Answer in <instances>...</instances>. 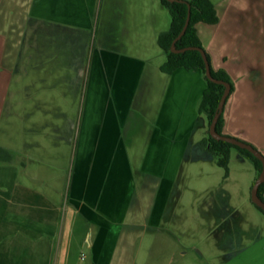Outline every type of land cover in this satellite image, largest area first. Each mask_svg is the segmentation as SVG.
<instances>
[{"label":"crops","instance_id":"0c3cea01","mask_svg":"<svg viewBox=\"0 0 264 264\" xmlns=\"http://www.w3.org/2000/svg\"><path fill=\"white\" fill-rule=\"evenodd\" d=\"M211 1L223 135L264 156V0ZM170 27L161 0H0V264H264L258 172L233 149L210 170L207 80L162 70Z\"/></svg>","mask_w":264,"mask_h":264},{"label":"trees","instance_id":"16d2710c","mask_svg":"<svg viewBox=\"0 0 264 264\" xmlns=\"http://www.w3.org/2000/svg\"><path fill=\"white\" fill-rule=\"evenodd\" d=\"M161 2L169 10L171 16L170 29L166 33L162 34L159 38V44L167 56V62L163 66L162 70L168 74H172L179 69H185L189 72H203L207 80L208 87L203 94L199 112L206 115L210 127L219 102L224 94L225 86L215 84L207 79L205 62L202 54L199 51L191 50L176 54L172 51V45L174 40L182 32L186 24L190 6V23L183 37L176 43V48L184 49L193 47L201 48L204 50L197 32V25L199 23L214 25L219 22V17L217 15L215 5L211 0H180L175 2L161 0ZM207 59L211 67V61L208 55ZM211 73L215 79L229 83L231 85V94L233 93L234 83L231 77L225 71H215L211 67ZM223 127L224 115L222 114L217 124V131L219 134H223ZM206 143L208 145L209 154L217 160L219 167L224 169L225 177H228L229 175V163L232 149H237L245 158H247L254 164L258 172V176L262 172V163L247 150L240 149L229 143L216 141L211 137L210 132L208 134ZM259 196L264 200V184L260 186ZM257 209L264 214V212L260 208L257 207Z\"/></svg>","mask_w":264,"mask_h":264},{"label":"water","instance_id":"95a60500","mask_svg":"<svg viewBox=\"0 0 264 264\" xmlns=\"http://www.w3.org/2000/svg\"><path fill=\"white\" fill-rule=\"evenodd\" d=\"M168 1L175 2V1H180V0H168ZM190 17H191V7L189 6V14H188V18H187L186 24H185L182 32L180 33V35L174 40L173 45H172V51L174 53H176V54L184 53L186 51H191V50L199 51L202 54V57H203L204 62H205V70H206L207 79L210 82H213L215 84H220V85L225 86L224 94H223V96H222V98H221V100L219 102V105L217 107L215 116H214V118H213V120L211 122L209 132H210L211 137L214 140L222 141V142H225V143H229V144H231L233 146H236V147H238L240 149L247 150L248 152L253 154L254 157L257 158L262 163V166H263L262 172L260 173L259 177L257 178V180H256V182H255V184H254V186L252 188V201L258 208H260L264 212V200L261 199V197L259 196L260 186L262 184H264V156H263V154L259 150L254 148L252 145L247 144V143H245L243 141H240V140H238L236 138H232V137H229V136H226V135H223V134H219L218 131H217V124L219 122V119H220L221 115L224 112L227 100H228V98H229V96L231 94V85L229 83H227V82L215 79L212 76L211 67H210V64L208 62L205 50H203L201 48H193V47L184 48V49H177L176 48V43L183 37V35L185 34V32H186V30H187V28L189 26Z\"/></svg>","mask_w":264,"mask_h":264},{"label":"rangeland","instance_id":"374dc122","mask_svg":"<svg viewBox=\"0 0 264 264\" xmlns=\"http://www.w3.org/2000/svg\"><path fill=\"white\" fill-rule=\"evenodd\" d=\"M233 150H237V149H233ZM210 160V164H211V167H210V170H211V168L212 167H214V168H218V166H217V161H216V159L215 158H210L209 159ZM201 170V169H200ZM204 173V171H202V172H200V176L202 175ZM198 195V205L199 206H201V207H203V206H205V205H207V202H208V198H209V195H207V193L205 192H201V193H198L197 194ZM206 217V216H205ZM188 219V218H187ZM189 220V219H188ZM172 228H174V229H176L175 228V226H173ZM187 235V234H186ZM186 235H183V236H181L180 235V237H183V239H186L187 238V236Z\"/></svg>","mask_w":264,"mask_h":264}]
</instances>
